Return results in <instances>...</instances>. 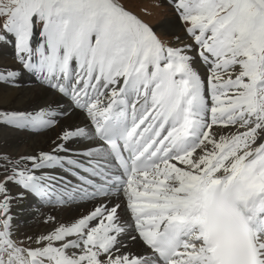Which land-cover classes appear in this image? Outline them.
<instances>
[{
  "label": "snow or ice",
  "instance_id": "snow-or-ice-1",
  "mask_svg": "<svg viewBox=\"0 0 264 264\" xmlns=\"http://www.w3.org/2000/svg\"><path fill=\"white\" fill-rule=\"evenodd\" d=\"M168 4L179 33L121 0H0V42L20 65L0 83L27 71L57 97L0 109V125L86 121L50 151L0 152V264H264V0ZM55 169L78 179L73 193L105 200L14 239L8 185L50 200L71 183Z\"/></svg>",
  "mask_w": 264,
  "mask_h": 264
},
{
  "label": "bare ground",
  "instance_id": "bare-ground-1",
  "mask_svg": "<svg viewBox=\"0 0 264 264\" xmlns=\"http://www.w3.org/2000/svg\"><path fill=\"white\" fill-rule=\"evenodd\" d=\"M168 1V0H167ZM169 31L179 33V21L167 18L161 23ZM161 26V25H160ZM35 44V40L33 41ZM15 60L14 44L0 42V70L19 69ZM203 73V68L200 69ZM57 99L55 94L44 86L33 73L23 71L16 83H0V109L16 111H38L46 105L53 104ZM86 123L81 113H75L71 118H60L59 125L54 128L40 130H17L6 125H0V152L8 153L13 157L36 154L40 151H50L52 141L56 139L62 128L69 125ZM88 141H77L72 147L82 150ZM58 177H66L71 183H60L51 194V199L35 196L16 185L9 184L11 201L9 214L11 232L14 239H25L28 236L36 237L51 231L58 223H67L79 216L88 213L94 206H98L104 197L85 198L83 192L73 193V188L80 187L76 177L61 169L46 170ZM85 187H87L85 185ZM91 188H89L90 192ZM24 192L23 199H16L18 193ZM71 197V198H70ZM58 198L64 203H59ZM50 216L55 222H45ZM19 238V239H20ZM18 240V239H17ZM142 250V245L132 247V252Z\"/></svg>",
  "mask_w": 264,
  "mask_h": 264
},
{
  "label": "rangeland",
  "instance_id": "rangeland-1",
  "mask_svg": "<svg viewBox=\"0 0 264 264\" xmlns=\"http://www.w3.org/2000/svg\"><path fill=\"white\" fill-rule=\"evenodd\" d=\"M121 2L131 8L143 20L150 23L158 32L161 31V23L167 18L176 19L175 13L170 8L167 0H121ZM157 5L159 6L157 7ZM142 9H147L151 15H145ZM19 238H17L18 241L23 240Z\"/></svg>",
  "mask_w": 264,
  "mask_h": 264
}]
</instances>
